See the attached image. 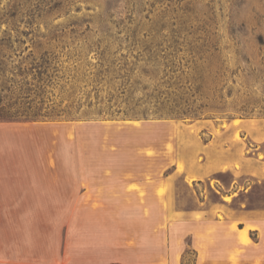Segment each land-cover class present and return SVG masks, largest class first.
Instances as JSON below:
<instances>
[{
    "label": "rangeland",
    "instance_id": "obj_1",
    "mask_svg": "<svg viewBox=\"0 0 264 264\" xmlns=\"http://www.w3.org/2000/svg\"><path fill=\"white\" fill-rule=\"evenodd\" d=\"M0 62L6 77L35 67L4 83L24 114L0 121V167L74 169L137 200L147 248L164 210L264 216V0H0ZM167 95L207 106L157 112ZM175 241L191 264L190 238Z\"/></svg>",
    "mask_w": 264,
    "mask_h": 264
},
{
    "label": "crops",
    "instance_id": "obj_2",
    "mask_svg": "<svg viewBox=\"0 0 264 264\" xmlns=\"http://www.w3.org/2000/svg\"><path fill=\"white\" fill-rule=\"evenodd\" d=\"M88 181L74 178V169L0 167V264H184L185 251L172 237L190 238L191 264H264L253 239L264 235V216L228 215L218 207L209 217L202 210L183 217L164 210L146 233L147 248L142 205L100 196L98 184L85 186ZM114 181L102 185L118 182L127 193L137 182ZM160 233L169 239L166 251H159Z\"/></svg>",
    "mask_w": 264,
    "mask_h": 264
},
{
    "label": "trees",
    "instance_id": "obj_3",
    "mask_svg": "<svg viewBox=\"0 0 264 264\" xmlns=\"http://www.w3.org/2000/svg\"><path fill=\"white\" fill-rule=\"evenodd\" d=\"M4 35L5 32H4ZM3 63L0 62V121H10L12 118H15L18 115H23L24 113L21 112L19 109L17 110H12L17 105V102H8L5 103L3 100L6 97V94L3 95L1 92H3V89L5 88L4 83H14L16 80L14 76L16 75H21L25 73V75H31V69H34V63L31 62V66L28 69V71H23V73H11V76H7L4 74V67ZM34 79V77H31ZM29 83V82H28ZM27 84V81L26 83ZM7 90V89H5ZM30 91V88L28 89L27 93ZM11 92V91H10ZM29 94V93H28ZM161 96V95H160ZM29 97V95H28ZM159 100L156 103L155 110L157 112H160L162 114H167V115H188V114H194L199 112V110L205 106H207L205 103H200V104H192L188 103V101L184 99H188L187 97H180L178 96L177 99H171L170 100V95H167L165 98L160 99V97H157ZM183 100L185 102H183ZM12 107V108H11Z\"/></svg>",
    "mask_w": 264,
    "mask_h": 264
},
{
    "label": "bare ground",
    "instance_id": "obj_4",
    "mask_svg": "<svg viewBox=\"0 0 264 264\" xmlns=\"http://www.w3.org/2000/svg\"><path fill=\"white\" fill-rule=\"evenodd\" d=\"M185 178H186V181H188V182L190 181V179H189L190 177L189 178L185 177ZM160 194H162L161 190H160Z\"/></svg>",
    "mask_w": 264,
    "mask_h": 264
}]
</instances>
